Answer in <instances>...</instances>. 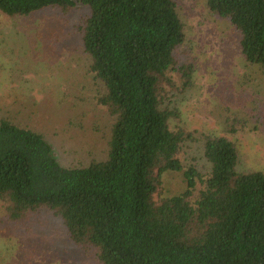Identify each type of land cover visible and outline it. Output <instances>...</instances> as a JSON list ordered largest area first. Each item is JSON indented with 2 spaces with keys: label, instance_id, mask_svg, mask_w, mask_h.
I'll return each mask as SVG.
<instances>
[{
  "label": "trees",
  "instance_id": "trees-1",
  "mask_svg": "<svg viewBox=\"0 0 264 264\" xmlns=\"http://www.w3.org/2000/svg\"><path fill=\"white\" fill-rule=\"evenodd\" d=\"M79 6L88 8L79 26L87 72L103 87L98 102L113 118L106 158L91 160L94 147L85 141L54 143L56 117L43 114L50 126L41 128L36 101L0 105V222L18 229L47 210L71 241L93 249L98 264H264V171H239L238 146L226 135L172 127L180 114L171 95L193 87L196 69L179 55L187 43L179 0H0V14ZM206 6L239 34L248 65L264 70V0ZM249 94L254 99L241 106L217 101V117L234 133L255 118L262 135L264 99ZM185 145L201 150L204 171L183 160ZM63 151L72 157L68 166L60 163ZM167 171H183V192L159 194Z\"/></svg>",
  "mask_w": 264,
  "mask_h": 264
},
{
  "label": "rangeland",
  "instance_id": "rangeland-1",
  "mask_svg": "<svg viewBox=\"0 0 264 264\" xmlns=\"http://www.w3.org/2000/svg\"><path fill=\"white\" fill-rule=\"evenodd\" d=\"M179 4L187 33L179 55L196 62V69L193 87L186 94L171 92L180 114L172 127L180 122L187 129L226 135L238 146L239 171H264V134L253 130L255 118L245 127L237 126L234 133L220 123L216 106L219 100V105L241 106L243 100L254 99L249 92L264 99V70L248 65L240 52L239 34L228 20L208 10L206 0H179ZM87 14L83 6L68 12L48 8L29 17L0 14V105L36 101L33 111L41 128L50 126L42 123L43 114L56 117L50 129L57 132L54 143L77 148L85 141L94 147L88 149L94 151L91 160L105 159L113 118L98 102L103 87L87 72L89 59L79 29ZM168 76L182 87L178 72ZM166 91L170 93L169 85ZM201 156L197 145L184 146L183 160L204 171ZM60 157L64 166L72 159L65 151ZM185 187L183 171H167L159 194L176 195ZM81 246L69 239L61 221L47 210L31 213L18 229L0 222V264H98L93 249L86 252Z\"/></svg>",
  "mask_w": 264,
  "mask_h": 264
}]
</instances>
